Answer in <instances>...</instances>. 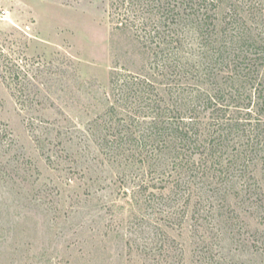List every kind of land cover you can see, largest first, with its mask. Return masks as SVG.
Masks as SVG:
<instances>
[{"label": "rangeland", "instance_id": "1", "mask_svg": "<svg viewBox=\"0 0 264 264\" xmlns=\"http://www.w3.org/2000/svg\"><path fill=\"white\" fill-rule=\"evenodd\" d=\"M112 2L0 0V264H264V153L250 188L213 203L217 230L168 190L127 204L95 123L111 73L139 72L150 52L116 27ZM219 183L203 198L230 187ZM163 233L177 247L166 259Z\"/></svg>", "mask_w": 264, "mask_h": 264}, {"label": "trees", "instance_id": "2", "mask_svg": "<svg viewBox=\"0 0 264 264\" xmlns=\"http://www.w3.org/2000/svg\"><path fill=\"white\" fill-rule=\"evenodd\" d=\"M112 3L116 27L150 53L139 72L111 73L99 145L129 180L127 204L154 203L164 193L153 189L168 190L182 207L196 199L200 230H217L213 203L250 188L264 153V0H232L220 19L222 0ZM214 180L230 187L203 198ZM163 235L166 259L177 247Z\"/></svg>", "mask_w": 264, "mask_h": 264}, {"label": "built area", "instance_id": "3", "mask_svg": "<svg viewBox=\"0 0 264 264\" xmlns=\"http://www.w3.org/2000/svg\"><path fill=\"white\" fill-rule=\"evenodd\" d=\"M6 12H2V14L4 15Z\"/></svg>", "mask_w": 264, "mask_h": 264}]
</instances>
